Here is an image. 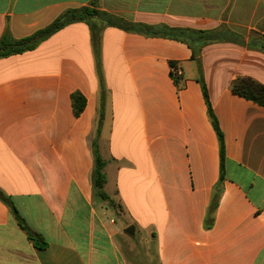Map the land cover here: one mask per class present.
<instances>
[{"label": "crops", "instance_id": "obj_1", "mask_svg": "<svg viewBox=\"0 0 264 264\" xmlns=\"http://www.w3.org/2000/svg\"><path fill=\"white\" fill-rule=\"evenodd\" d=\"M83 7L140 27L0 58V194L46 244L0 199V264H264V108L230 89L264 86V0H0V39ZM92 140L120 209L93 193Z\"/></svg>", "mask_w": 264, "mask_h": 264}, {"label": "trees", "instance_id": "obj_2", "mask_svg": "<svg viewBox=\"0 0 264 264\" xmlns=\"http://www.w3.org/2000/svg\"><path fill=\"white\" fill-rule=\"evenodd\" d=\"M92 5H95V2H92ZM98 19L103 22L105 26L108 27H116L126 31H134L138 27L136 24H132L123 20L122 18L116 17L114 15L101 12L96 10L95 8L83 7L80 9L68 10L61 14L53 23H51L46 28L39 30L32 34L29 37L22 38L19 40H14L9 36H3L0 39V58H4L14 54H20L25 51H29L34 49L41 41L45 40L55 32L64 28L67 25L77 22H85L90 25V29L92 32V39L94 43L98 45L99 41V33L96 31L90 23V19ZM157 34V33H154ZM94 44V45H95ZM96 50L98 47L95 46ZM175 65L171 64L173 68ZM172 78L176 85L180 82V75H176L172 73ZM231 92L235 95H238L246 100L252 101L264 108V86L260 83L250 79V78H239L232 82L230 86ZM205 94V93H204ZM206 97V95H205ZM72 108L74 115L78 117L80 113L83 111L85 106V99L79 92H73L70 95ZM207 101V98H206ZM208 105V114L212 120V125L218 135L219 144H220V181L223 179V159H224V144L222 139V134L218 128L217 121L212 113V109L210 107L209 102ZM92 148V156H93V168L90 174V181L92 185V190L94 195L103 202H106L108 206L116 209L119 208V205H116L104 192V184L106 182L105 174L103 172L105 163L103 159L100 157L97 141L92 140L91 143ZM0 199L4 201L11 207L12 214L14 215L19 227L26 233L28 238L36 244L38 247H44L46 244L41 240L40 236L33 234L27 228L23 220L19 217L17 211L9 204L8 200L0 194ZM214 208V206H212ZM210 208V211L213 209Z\"/></svg>", "mask_w": 264, "mask_h": 264}, {"label": "rangeland", "instance_id": "obj_3", "mask_svg": "<svg viewBox=\"0 0 264 264\" xmlns=\"http://www.w3.org/2000/svg\"><path fill=\"white\" fill-rule=\"evenodd\" d=\"M101 63H99L98 64V67L100 68H98V69H96V73L97 74H99V72L100 73H102V69H101ZM107 187H106V191L109 193L108 195L109 196H111L112 195V188H113V184H112V182H111V180H109L108 182H107ZM113 196V195H112ZM114 217V219H116V221H117V225L119 226V227H121V228H124V229H129L130 227H132L133 228V226H127V224L123 221V220H121L120 218H116L115 216H113Z\"/></svg>", "mask_w": 264, "mask_h": 264}, {"label": "water", "instance_id": "obj_4", "mask_svg": "<svg viewBox=\"0 0 264 264\" xmlns=\"http://www.w3.org/2000/svg\"><path fill=\"white\" fill-rule=\"evenodd\" d=\"M126 233L129 234V235H132L133 234V228L130 227L129 229H127Z\"/></svg>", "mask_w": 264, "mask_h": 264}]
</instances>
